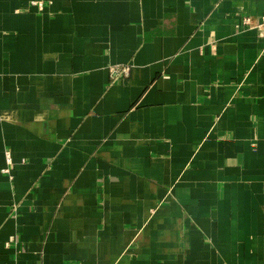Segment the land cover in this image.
Instances as JSON below:
<instances>
[{"label":"crops","instance_id":"0c3cea01","mask_svg":"<svg viewBox=\"0 0 264 264\" xmlns=\"http://www.w3.org/2000/svg\"><path fill=\"white\" fill-rule=\"evenodd\" d=\"M263 15L0 0V264H264Z\"/></svg>","mask_w":264,"mask_h":264},{"label":"built area","instance_id":"2783aa9c","mask_svg":"<svg viewBox=\"0 0 264 264\" xmlns=\"http://www.w3.org/2000/svg\"><path fill=\"white\" fill-rule=\"evenodd\" d=\"M35 4H37V5L40 6L41 8H42V6H43L41 2H36ZM244 22L247 23V24H249V23H250V18H249V17L245 18V19H244ZM262 25H264V15L261 17V22L259 23V26H262ZM122 72H123L125 75H127V74H128V68H124V69L122 70ZM8 158H9V162H10V157H8ZM5 171H6V172H9L10 170H9V168H8V169H5Z\"/></svg>","mask_w":264,"mask_h":264}]
</instances>
